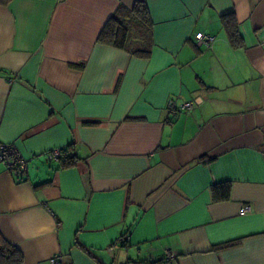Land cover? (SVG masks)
I'll return each instance as SVG.
<instances>
[{"label": "crops", "instance_id": "1", "mask_svg": "<svg viewBox=\"0 0 264 264\" xmlns=\"http://www.w3.org/2000/svg\"><path fill=\"white\" fill-rule=\"evenodd\" d=\"M137 1L148 57L97 41ZM171 98L197 104L173 115ZM0 140L28 159L21 181L0 163V235L22 264H264V0L0 5Z\"/></svg>", "mask_w": 264, "mask_h": 264}, {"label": "trees", "instance_id": "2", "mask_svg": "<svg viewBox=\"0 0 264 264\" xmlns=\"http://www.w3.org/2000/svg\"><path fill=\"white\" fill-rule=\"evenodd\" d=\"M11 1L0 0V5L5 6ZM220 23L229 44L234 48L243 47V38L239 33L234 13L229 12L221 15ZM151 28L152 21L145 2L137 1L130 9L119 6L115 14L102 27L97 41L123 49L138 57H148L152 47ZM75 159L73 155H60L58 158L61 161L60 166H70L74 163ZM225 187L226 190L218 192L217 184L213 185L212 192L214 197L228 196L229 185L225 184ZM22 263L23 255L19 249L11 245L0 235V264Z\"/></svg>", "mask_w": 264, "mask_h": 264}, {"label": "built area", "instance_id": "3", "mask_svg": "<svg viewBox=\"0 0 264 264\" xmlns=\"http://www.w3.org/2000/svg\"><path fill=\"white\" fill-rule=\"evenodd\" d=\"M195 38L198 44H201L206 48L211 47L214 41V36L205 34L203 32H197ZM196 104V100L177 102L171 98L167 101L166 110L168 113L177 115L182 112L191 111ZM61 153L62 149L60 148L52 149L48 152V158L58 160ZM0 163L6 165L15 180L21 181L24 179V174L27 172L28 159L20 153L14 144L0 140ZM238 212L241 215L251 213L252 207L249 204L242 205ZM126 240V235H123L119 237L115 243H113L112 247H120L121 245H125ZM173 257L174 255L172 253H166V259L170 260L173 259ZM51 264H61L58 255H55L51 258Z\"/></svg>", "mask_w": 264, "mask_h": 264}]
</instances>
